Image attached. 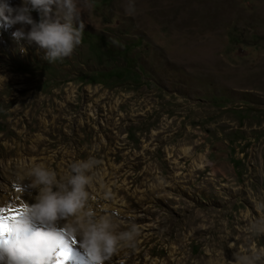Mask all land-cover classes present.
<instances>
[{"label": "rangeland", "instance_id": "obj_1", "mask_svg": "<svg viewBox=\"0 0 264 264\" xmlns=\"http://www.w3.org/2000/svg\"><path fill=\"white\" fill-rule=\"evenodd\" d=\"M89 2L81 44L54 63L19 51L20 24L0 26V186L43 164L57 191L95 157L86 209L140 229L112 264H234L264 248L246 232L264 216V0Z\"/></svg>", "mask_w": 264, "mask_h": 264}, {"label": "clouds", "instance_id": "obj_2", "mask_svg": "<svg viewBox=\"0 0 264 264\" xmlns=\"http://www.w3.org/2000/svg\"><path fill=\"white\" fill-rule=\"evenodd\" d=\"M77 3L78 0H23L22 6L14 8L8 0H0V26L10 28L20 24L21 27L12 32V38L18 44L22 40L34 43L44 50L43 59L54 63L72 55L82 42L84 24L81 22L77 26L80 17ZM84 3L85 7L93 6L89 0ZM125 10L129 15L135 11L131 2ZM33 11L39 13V20L33 19ZM25 26H30L27 31ZM19 51L26 54L27 49L19 44ZM99 164L100 161L91 156L72 162L67 183L59 184L57 191H53L54 171L43 164L27 166L18 179L33 178L32 185L39 186V195L13 223L15 231L20 233L19 238L0 246V261L5 264H52L58 246L69 236L80 237V247L92 264H105L120 249L135 248L140 236L136 223L117 231L119 226L112 219L114 213L93 218L91 209L83 211L89 199L86 189L92 182L91 173ZM256 210L258 213L264 210V202L258 203ZM61 219L69 222L61 226L57 223ZM33 221L47 227L32 229ZM246 232L264 235V216L248 224ZM261 260H264V248L249 246L234 252V264H259Z\"/></svg>", "mask_w": 264, "mask_h": 264}, {"label": "bare ground", "instance_id": "obj_3", "mask_svg": "<svg viewBox=\"0 0 264 264\" xmlns=\"http://www.w3.org/2000/svg\"><path fill=\"white\" fill-rule=\"evenodd\" d=\"M23 167V166H22ZM21 167V168H22ZM20 168V169H21ZM26 168L16 170L14 172H7V178L4 180L3 188L0 186V209L5 211L0 212V223L8 224L11 226L19 218L24 215V210L27 205L34 204L36 197L32 196L34 186L32 185L31 177L24 176L23 179H18ZM9 209L17 210V215L12 216ZM83 211H88L86 207ZM73 218H69L72 220ZM68 220H58L57 223L61 226L68 223ZM47 225L39 221H33L31 224L32 229L46 228ZM15 233L8 234L7 230L0 231V241H10L11 238H15ZM72 237L65 238V245L67 247V254L64 259L60 261V264H92L87 257L85 251L80 247V237H75V243H71ZM117 255V254H116ZM113 258L105 261V264H112ZM152 264H155L152 263Z\"/></svg>", "mask_w": 264, "mask_h": 264}, {"label": "snow or ice", "instance_id": "obj_4", "mask_svg": "<svg viewBox=\"0 0 264 264\" xmlns=\"http://www.w3.org/2000/svg\"><path fill=\"white\" fill-rule=\"evenodd\" d=\"M5 211L4 209H0V212ZM9 211L11 212L12 216L17 215V210L14 209H9ZM24 214H25V210H24ZM3 217H0V220H2ZM13 225V224H12ZM9 226L8 224H4V223H0V231L3 230H7L8 234L10 233H15V238H19L20 233L15 231V229L13 228V226ZM13 238H11L12 240ZM6 241H0V246H3V244ZM71 243H75V238L72 237ZM67 254V247L65 245V240L61 242V244L58 246V249L56 251V256H55V260L52 262V264H60V261L62 259H64L66 257ZM62 257V259H61Z\"/></svg>", "mask_w": 264, "mask_h": 264}, {"label": "trees", "instance_id": "obj_5", "mask_svg": "<svg viewBox=\"0 0 264 264\" xmlns=\"http://www.w3.org/2000/svg\"><path fill=\"white\" fill-rule=\"evenodd\" d=\"M98 76L102 75V74H97ZM92 80H95V78H92V76H90V80L89 81H92Z\"/></svg>", "mask_w": 264, "mask_h": 264}]
</instances>
